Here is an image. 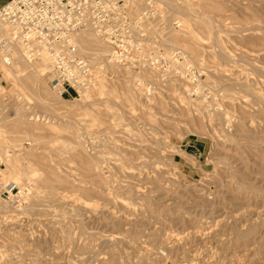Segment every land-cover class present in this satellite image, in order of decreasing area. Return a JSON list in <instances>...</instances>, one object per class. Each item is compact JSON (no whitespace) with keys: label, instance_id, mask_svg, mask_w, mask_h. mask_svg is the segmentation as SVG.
Wrapping results in <instances>:
<instances>
[{"label":"rangeland","instance_id":"1","mask_svg":"<svg viewBox=\"0 0 264 264\" xmlns=\"http://www.w3.org/2000/svg\"><path fill=\"white\" fill-rule=\"evenodd\" d=\"M124 1L154 69L0 63V264H264V0Z\"/></svg>","mask_w":264,"mask_h":264},{"label":"built area","instance_id":"2","mask_svg":"<svg viewBox=\"0 0 264 264\" xmlns=\"http://www.w3.org/2000/svg\"><path fill=\"white\" fill-rule=\"evenodd\" d=\"M131 13L124 0H7L0 6V63L12 64L18 43L31 59L46 50L51 59L46 73L53 89L62 98H81L98 86L107 66L102 62L99 68L82 53L75 42L80 31H96L109 46L107 59L121 68L139 75L157 66L158 49L142 33L143 16ZM3 165L0 154V176Z\"/></svg>","mask_w":264,"mask_h":264},{"label":"bare ground","instance_id":"3","mask_svg":"<svg viewBox=\"0 0 264 264\" xmlns=\"http://www.w3.org/2000/svg\"><path fill=\"white\" fill-rule=\"evenodd\" d=\"M171 2V1H170ZM165 4V3H164ZM172 4V3H171ZM158 5V4H157ZM174 5V4H173ZM166 6H168V5H166ZM160 8V7H159ZM170 8V7H169ZM158 11V10H157ZM164 11V10H163ZM173 11V10H172ZM171 11V12H172ZM175 11V10H174ZM176 12V11H175ZM161 13V12H160ZM171 15V14H170ZM202 17V16H201ZM1 29H2V31H4V32H6L7 34L9 33L8 32V29L7 28H3V27H1ZM190 29V28H189ZM188 31V30H187ZM191 31V30H190ZM192 36V35H191ZM189 37H190V35H189ZM76 39H77V41H78V44H79V48H80V50L82 51V53H85V54H87V55H89L90 57H91V53L89 54V53H87V52H85L84 50H85V48L83 49L82 47H84L85 46V44L87 43V44H89V45H91V46H93L94 48L91 50L92 51V55H95V56H98V55H101V54H106V53H108V55H109V52H110V49H109V47H108V44L104 41V39L96 32V31H94V30H92V29H86V30H83V31H80V32H78V33H76L75 34V42H76ZM197 39V38H196ZM195 39V40H196ZM192 41V40H191ZM102 42L105 44V46H106V49L104 48V45H103V47H102ZM187 45V44H186ZM21 47V50L19 51V53L17 52V53H14L13 52V55L15 54L16 55V59L13 61V63L14 64H12V66L10 65L7 69H8V71L10 72L11 71V73H14V72H18V71H20V70H22V71H26L25 73H26V75L27 74H29V75H32V76H37L36 74H37V72H39L38 70H41V71H43L42 73H39L40 74V79L42 78V76L48 71V69L50 68V62H48V60L49 61H51V59H50V55H49V53H48V51H46V50H43V49H40V51L39 52H41V53H38L39 55H38V58H37V62H42V63H38L39 65V67H38V69H36V67H33V68H35V69H30V70H28V68H25V69H21L20 68V65H19V61H22V62H24V63H26V62H30L31 61V57H27V55H26V53H25V50H24V46L21 44V43H18V44H16L15 45V48H17V49H19ZM102 47V49H100ZM15 48H14V50H15ZM193 48V47H192ZM83 49V50H82ZM87 50V49H86ZM88 51V50H87ZM24 55H23V54ZM22 55L26 58H28V59H22ZM101 57V56H100ZM107 57V56H106ZM97 58V57H96ZM12 59H13V56H12ZM19 59V60H18ZM92 59V58H91ZM26 60V61H25ZM47 60V61H46ZM46 62H48V63H46ZM92 62L94 63V61H93V59H92ZM106 62H108L109 64L107 65L106 64V66H110V68L111 67H116V64L115 63H113L112 61H110L109 59L106 61ZM21 63V62H20ZM5 65V64H4ZM22 65H24L23 63H22ZM25 66V65H24ZM5 68H6V66H5ZM29 68H31V67H29ZM124 69V68H123ZM105 71L106 70H104V72L103 73H105ZM128 72H130V71H128ZM107 73V72H106ZM124 73V72H123ZM149 73V72H148ZM120 74V73H119ZM129 74V73H128ZM131 74V73H130ZM142 74V73H141ZM42 75V76H41ZM31 76V77H32ZM14 77V76H13ZM26 77H28L29 78V81L31 82V80H32V78L31 77H29V76H26ZM38 77V76H37ZM14 78H16V77H14ZM47 78V77H46ZM131 78V77H130ZM128 79V78H127ZM49 80V79H48ZM126 83V82H125ZM128 83V82H127ZM106 84H107V82H106ZM244 84V83H243ZM44 85V84H43ZM107 86V85H106ZM226 86V85H225ZM242 86V85H241ZM245 86V85H244ZM244 86H242V87H244ZM44 87V89L46 90V89H48L46 86H43ZM246 88H247V91H248V87L247 86H245ZM245 87H244V89H245ZM107 89H110L109 87L107 88ZM43 90V89H42ZM95 90H97V88L95 89ZM113 89H111V91H112ZM131 91V90H130ZM249 91H251V89L249 90ZM47 92V91H46ZM108 92V91H107ZM131 93V92H130ZM89 94V93H88ZM94 94V93H93ZM95 98V97H94ZM80 100V99H79ZM94 122V121H93ZM48 127V126H47ZM50 128H52V126L50 127ZM37 131V130H36ZM56 131V130H55ZM39 132H40V130H39ZM52 133V132H51ZM53 134H55V133H53ZM86 141V140H85ZM238 142V141H237ZM82 144V143H81ZM90 153V152H89ZM84 159V158H83ZM86 161V160H85ZM247 168V167H246ZM252 169V168H251ZM240 170V169H239ZM4 171V170H3ZM244 171V170H243ZM249 171V170H248ZM2 175H3V172H2ZM2 175L0 176V180L2 179ZM239 185V184H238ZM25 220V219H24ZM63 220V219H62ZM59 221V220H58ZM58 225V224H57ZM56 225V226H57ZM111 238V237H110ZM109 241V240H108ZM129 241V240H128ZM114 245V244H113ZM138 254V253H137ZM138 256V255H137ZM140 256V255H139Z\"/></svg>","mask_w":264,"mask_h":264}]
</instances>
